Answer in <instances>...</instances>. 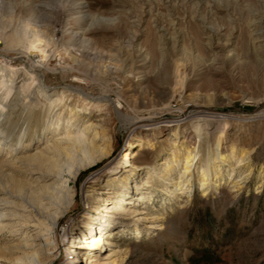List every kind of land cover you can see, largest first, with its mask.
Wrapping results in <instances>:
<instances>
[{
	"label": "rangeland",
	"instance_id": "1",
	"mask_svg": "<svg viewBox=\"0 0 264 264\" xmlns=\"http://www.w3.org/2000/svg\"><path fill=\"white\" fill-rule=\"evenodd\" d=\"M6 68L16 74L12 86ZM0 87V215H15L0 219V264H15L7 246L38 233L50 240L45 264H63L65 237L82 226L86 205L119 174L123 153L138 144L144 151L111 189L136 180L133 195L146 199L134 209L159 220L113 216L98 204L99 221L76 242L115 240V264H264V0H0ZM61 95L67 101L55 107ZM103 96L120 104L122 123L109 106L90 110L87 103ZM29 104L38 121L24 125L20 118ZM79 107L85 116L70 135L86 133L87 123L105 125L103 141L109 139L111 151L66 185L62 169L56 185L64 184L72 198L57 193L64 214L51 228L37 215L43 214L38 196L51 192L45 187L51 181H32L2 163L36 155L47 141L60 143ZM203 117L226 122L218 147V134L199 144L220 166L213 175L217 187L202 196L201 156L190 193L178 197L179 187L171 185L192 148L185 138L192 129L184 122ZM135 122L143 127L132 132ZM159 125L168 126L160 135ZM81 157L76 165L86 161ZM136 169H142L139 179L131 177ZM5 223L13 228L4 229ZM79 257L70 255L69 264H79Z\"/></svg>",
	"mask_w": 264,
	"mask_h": 264
},
{
	"label": "bare ground",
	"instance_id": "2",
	"mask_svg": "<svg viewBox=\"0 0 264 264\" xmlns=\"http://www.w3.org/2000/svg\"><path fill=\"white\" fill-rule=\"evenodd\" d=\"M4 70H3V73L7 77L8 79L7 81L9 83L11 82L14 83V80L16 79V74L12 73L13 72L12 70H7V68H6L7 70L6 72H4ZM24 71H27V70H24ZM34 72L38 74L37 70ZM2 81H4V78L2 79ZM7 81L5 80L4 82H7ZM12 83L10 84L11 86H12ZM40 86L42 90H46V87L44 86L42 81H41ZM0 89H2V87H0ZM78 92L80 93V90H78ZM5 94H8V91L5 92ZM65 98H66L65 95H61L60 99H58L57 97V100H55L54 103H58V104L55 107L65 103L67 101L65 100ZM88 104H90V110L98 107L99 106L98 104L109 106V109L111 110V112L114 113V115H116L118 121L122 123V120L124 119V117L121 116L119 112L120 104L114 103L116 106L110 105L111 103L109 104L108 98L106 99V97L104 96L97 97L93 101H90V103H87V105ZM49 106H52V104ZM55 107L53 106L52 108L54 109ZM80 109L81 108L79 107L78 109H75L71 112L72 114L71 117L73 118L70 121L71 125L69 124L70 126L69 127L67 126L68 127L66 130L67 133L59 139L60 143H57L54 139L53 141H47V143L43 146V148L40 149V151L36 155L26 156V157L25 156L22 157L19 155L18 157L16 156L15 161L13 160H12L13 162L10 161L12 163H7V162L2 163L3 168L9 171H12L13 173L27 175V177H29V179L32 181L42 182V183L51 181V184L45 185V187L50 188L51 192L45 193V194H39L38 196L43 214L40 215L37 213V215L41 217L43 220L49 219V226L51 228L54 227L56 223H58L59 219L64 214V209L62 208V205H61L62 203L58 202L59 200H57V197H56L57 193H61L62 196H66V198H72V196L69 194L68 189H66L65 185L68 184L70 180H75V178L77 179V177L80 175L81 172L88 170L98 160H101L103 157L108 156L111 151L110 149L111 143L109 139H106L105 140L106 142L103 141L104 138L108 136V131H109V129L106 128L105 125L95 124L94 122L87 123L85 124L84 130H83V132H86V133L81 134V135L77 134L75 136L70 135L72 131L71 127L82 116H85L83 112L82 113L80 112ZM52 112L53 111H51L50 113ZM20 119L23 120L24 125L25 124L29 125L32 122L36 123L38 121V117L34 113V107H32L31 104H29L26 107L23 113V116ZM184 124H187V126H189L192 129L193 135L191 136L189 135L185 137L187 138V141L190 142V145H192V148L190 151H187L185 155L183 168L179 172V177H178L179 180L173 183L171 186L179 187V189L176 190L178 197L186 196L188 193H190L189 190L192 186V176H193V170L195 166L194 161L198 160L201 156H203L202 163H203L204 169L201 171V174H200L201 175L200 189L202 192V196L206 197L209 194H211L213 189L215 190V187H217L215 183L216 178L214 179L213 175L214 176L216 175V171H218V168L220 166L214 165L215 163H218V162L213 163L211 161L213 159L212 157H214V156H211L213 154H210L209 151L207 152L202 151L201 145L199 144H201L200 141L202 140V143L205 146L208 138L211 135L218 134L216 136L217 137L216 138L217 147H218L225 133L226 122L220 121V119L216 120L211 117H208V118L203 117L197 120L196 122L186 121L184 122ZM140 127H143L142 124L135 122V126L134 128H132V132L139 130ZM158 127L159 128L156 130L157 131L156 133L158 135H160L161 133H163L164 131L168 129L167 128L168 126H165V125H159ZM51 129H52L51 131H53L52 134L54 136V134L56 133V129H57L56 125L51 126ZM51 131H49L50 134H51ZM89 131H91V133L94 132V134H92L91 136H87ZM145 132L152 133L153 131L149 129V130H146ZM20 138L22 139V137ZM2 140L3 138L0 139V151L1 152L4 150V149L1 150V147H3V145L5 144ZM19 140L20 139L15 140L14 142L12 141V145L15 144L16 146ZM197 140L199 141L198 144H197ZM28 141L30 142L31 140H28ZM10 142L11 141H8L9 144ZM102 142H105V144L101 148L100 147L101 145H99V143L102 144ZM29 144L31 143H26L25 145H23V148L27 149L29 147ZM7 145L8 144H6V147L4 148H8ZM130 147L131 149L123 153L122 159L117 164V169H118L117 173L119 174L113 175L111 179L105 182L103 187L96 192L95 194L96 197L92 200V202L86 205L87 212H85V209H84L82 219L78 222L81 224L83 223L82 226L80 225L77 226V228L74 230L75 232L73 231V233H70L65 237L67 257H65L66 259L62 260L63 264L71 263L72 259L70 258V255H77V257L80 256L79 262H78L79 264H115L113 258L117 254L116 249L118 248L115 240H107V239L101 240L100 236H94L92 238H84V239L82 238V240H79V242H76L78 238V234L85 235L86 231H88L87 229L91 228L90 223H96L99 221V218L97 217L98 215L97 211L99 210L98 204H102L103 206L108 205L109 213L112 214L113 216H117V217L121 216V217H128L129 219L130 218L134 219V217L138 215H142V216H145L143 217L142 221H151V223H155V221L159 220L158 217H153V216L148 217V215L150 214L148 211L144 209H142L139 212L134 209V207H139L140 205L144 204L145 199H146L143 193L133 195V187L134 186L136 187V180L130 181L128 184V187L119 189L118 191H116L115 189H111L112 186H114L115 184L123 180V177L126 175V173H129L128 170H126L129 167V162L132 161L133 159L135 160L144 151V147L141 146L140 144H138L135 147H132V146ZM11 150L12 149L8 150L7 152L9 153ZM82 155L84 156V158H87L86 161L81 164L76 165V161H78V159ZM172 159L174 160V163L176 165L177 163L176 156H173ZM242 162H243V159L241 158L240 162H238L237 167H241ZM171 167L173 168L175 166L171 165ZM171 167L168 168L167 166V170H169L168 172L171 171L170 170ZM21 169L22 170L25 169V171H22ZM62 169L64 170V172H67L66 174L67 181H65V185L60 184V186H57L56 184L60 180L61 175L63 174ZM141 170L142 169H139V170L136 169L135 172H137V174H133V175L131 174V177H135L134 179H139ZM143 185H144L143 187H146V188L150 187L148 181H144ZM68 186L69 185H67V187ZM113 198L118 199V200L113 201L112 200ZM127 206H130V207L128 208ZM94 212H96L95 217L93 216ZM11 216L15 217V215L1 214L0 219L3 218L5 220L11 221L10 220ZM3 228L12 229L13 227L12 225L8 226L7 223H5L3 225ZM13 233H17V230L13 231ZM24 237H23L24 238L23 240H21L19 243L15 244L14 246H7L5 248L7 253L10 256L14 257L13 258L14 263L15 264H45V261H48L47 259L50 256V253L48 254L47 252L51 248L50 240L48 239V236L38 233L33 236L26 235ZM30 242L31 243L33 242V245H31ZM82 251L83 252H86V251L93 252L94 251V252H99V253L103 252V254L102 256L95 255L93 257L86 258L85 255H82V256L80 255Z\"/></svg>",
	"mask_w": 264,
	"mask_h": 264
}]
</instances>
